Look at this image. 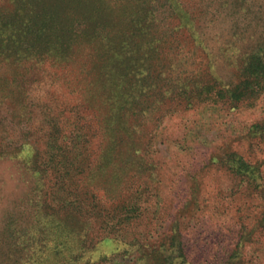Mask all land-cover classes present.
<instances>
[{
    "label": "rangeland",
    "instance_id": "1",
    "mask_svg": "<svg viewBox=\"0 0 264 264\" xmlns=\"http://www.w3.org/2000/svg\"><path fill=\"white\" fill-rule=\"evenodd\" d=\"M0 264H264V0H0Z\"/></svg>",
    "mask_w": 264,
    "mask_h": 264
}]
</instances>
